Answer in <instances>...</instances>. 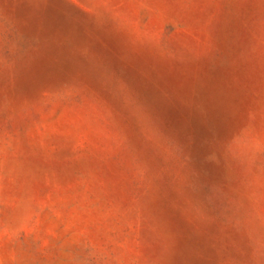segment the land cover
I'll return each instance as SVG.
<instances>
[{"label": "rangeland", "instance_id": "1", "mask_svg": "<svg viewBox=\"0 0 264 264\" xmlns=\"http://www.w3.org/2000/svg\"><path fill=\"white\" fill-rule=\"evenodd\" d=\"M0 264H264V0H0Z\"/></svg>", "mask_w": 264, "mask_h": 264}]
</instances>
